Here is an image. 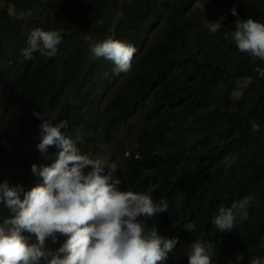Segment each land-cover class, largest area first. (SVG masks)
I'll use <instances>...</instances> for the list:
<instances>
[{
    "label": "trees",
    "instance_id": "16d2710c",
    "mask_svg": "<svg viewBox=\"0 0 264 264\" xmlns=\"http://www.w3.org/2000/svg\"><path fill=\"white\" fill-rule=\"evenodd\" d=\"M7 2L22 16L0 8V182L27 191L42 183L32 164L57 158L55 146L47 158L37 149L42 121L35 112L66 120L62 132L76 146L125 138L111 161L119 189L169 204L168 212L138 218L145 232L156 228L178 240L162 264H188L195 240L213 244L212 264H264V77L256 71L264 61L230 38L238 18L264 23V0ZM221 16L220 30L210 32L206 25ZM35 29L61 32L54 57L24 58ZM105 39L136 49L130 72L93 59L91 43ZM11 130L34 133L29 151L11 144ZM246 196L253 197L249 218L231 231L217 229L219 209ZM9 215L0 204V223Z\"/></svg>",
    "mask_w": 264,
    "mask_h": 264
},
{
    "label": "clouds",
    "instance_id": "9594fccd",
    "mask_svg": "<svg viewBox=\"0 0 264 264\" xmlns=\"http://www.w3.org/2000/svg\"><path fill=\"white\" fill-rule=\"evenodd\" d=\"M238 15L237 9H231ZM220 20L206 27L216 33ZM227 38V37H226ZM230 38L241 53L264 61V23L251 17L237 19ZM85 39L91 41L90 36ZM62 42L57 30H33L22 49L26 60L39 53L54 57ZM93 59L112 61L117 72H130L136 49L120 40L105 39L91 43ZM256 71L264 77V69ZM40 124L38 151L47 158L48 149H59L51 165L32 164L33 174L42 178L25 191L21 185L0 182V204L10 213L0 223V264H162L175 248L176 238H165L157 229L145 232L139 217H154L168 212L169 204L161 199L154 203L148 194L120 190L121 179L116 175V163L105 164L100 159L81 154L76 143L62 132L68 122L54 123L51 117L35 112ZM85 169H90L85 172ZM253 200L246 196L231 207H221L212 223L221 231H231L237 220L249 218L248 208ZM195 230L194 224L187 226ZM27 232L28 237L22 235ZM57 234L67 237L56 250L46 249ZM34 237V239H32ZM213 244L195 240L186 252L188 264H212ZM244 256L237 254L236 260ZM253 264H262L257 259Z\"/></svg>",
    "mask_w": 264,
    "mask_h": 264
},
{
    "label": "rangeland",
    "instance_id": "374dc122",
    "mask_svg": "<svg viewBox=\"0 0 264 264\" xmlns=\"http://www.w3.org/2000/svg\"><path fill=\"white\" fill-rule=\"evenodd\" d=\"M0 8L8 9L13 14H18L22 16V13L16 12L12 5H10L7 0H0ZM206 11V10H205ZM208 20H212L213 17L208 15ZM125 127L122 128L124 130ZM40 133V131H38ZM124 135V134H123ZM122 135V136H123ZM120 136V135H119ZM34 133L30 136H18L11 130L10 134V142L12 145H19L25 151H29L31 145L33 143ZM127 140L123 138V142H119V139L115 138L114 140H105L101 137H97L95 141L91 142L89 145L85 147L83 143H80L77 148L81 154L89 155L93 159H100L105 162V164H111V161L118 160L121 156L123 150H125L127 146ZM43 163L46 161L40 160ZM90 169H85L87 172ZM34 239V237H32ZM67 239V237L57 234V242L53 243L51 238L47 239L45 242L46 249L56 250L58 249L63 242Z\"/></svg>",
    "mask_w": 264,
    "mask_h": 264
}]
</instances>
